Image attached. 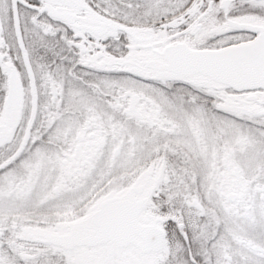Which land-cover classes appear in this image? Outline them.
<instances>
[{
	"label": "snow or ice",
	"instance_id": "snow-or-ice-1",
	"mask_svg": "<svg viewBox=\"0 0 264 264\" xmlns=\"http://www.w3.org/2000/svg\"><path fill=\"white\" fill-rule=\"evenodd\" d=\"M0 264H264V0H0Z\"/></svg>",
	"mask_w": 264,
	"mask_h": 264
}]
</instances>
